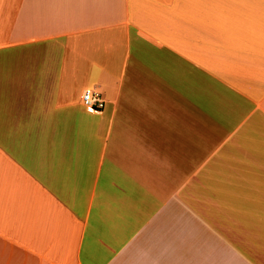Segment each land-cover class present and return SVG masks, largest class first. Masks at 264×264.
I'll return each mask as SVG.
<instances>
[{
	"label": "crops",
	"instance_id": "1",
	"mask_svg": "<svg viewBox=\"0 0 264 264\" xmlns=\"http://www.w3.org/2000/svg\"><path fill=\"white\" fill-rule=\"evenodd\" d=\"M0 264H264V0H0Z\"/></svg>",
	"mask_w": 264,
	"mask_h": 264
},
{
	"label": "built area",
	"instance_id": "2",
	"mask_svg": "<svg viewBox=\"0 0 264 264\" xmlns=\"http://www.w3.org/2000/svg\"><path fill=\"white\" fill-rule=\"evenodd\" d=\"M83 105L91 111H101L106 99L101 91L93 87H87L82 94Z\"/></svg>",
	"mask_w": 264,
	"mask_h": 264
}]
</instances>
